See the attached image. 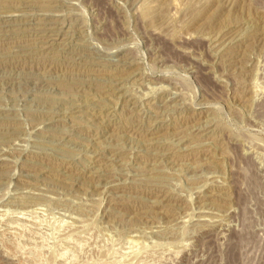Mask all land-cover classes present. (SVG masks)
Instances as JSON below:
<instances>
[{"label":"rangeland","instance_id":"obj_1","mask_svg":"<svg viewBox=\"0 0 264 264\" xmlns=\"http://www.w3.org/2000/svg\"><path fill=\"white\" fill-rule=\"evenodd\" d=\"M0 264H264V0H0Z\"/></svg>","mask_w":264,"mask_h":264},{"label":"bare ground","instance_id":"obj_2","mask_svg":"<svg viewBox=\"0 0 264 264\" xmlns=\"http://www.w3.org/2000/svg\"><path fill=\"white\" fill-rule=\"evenodd\" d=\"M160 79V78H159Z\"/></svg>","mask_w":264,"mask_h":264}]
</instances>
